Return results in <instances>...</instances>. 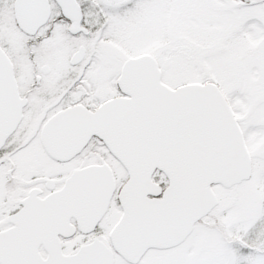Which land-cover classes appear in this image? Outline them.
<instances>
[{"label":"snow or ice","instance_id":"snow-or-ice-1","mask_svg":"<svg viewBox=\"0 0 264 264\" xmlns=\"http://www.w3.org/2000/svg\"><path fill=\"white\" fill-rule=\"evenodd\" d=\"M0 264H264V0H0Z\"/></svg>","mask_w":264,"mask_h":264}]
</instances>
